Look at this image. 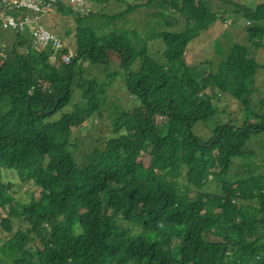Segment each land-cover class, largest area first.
Here are the masks:
<instances>
[{"label":"trees","instance_id":"16d2710c","mask_svg":"<svg viewBox=\"0 0 264 264\" xmlns=\"http://www.w3.org/2000/svg\"><path fill=\"white\" fill-rule=\"evenodd\" d=\"M153 6L162 11L150 16L171 9L183 28L99 34L81 25L95 14L80 17L58 1L54 9L76 22L70 64L50 63L51 50H29L27 34L2 33L11 43L0 48V264H264V113L251 108L258 65L250 52L264 48V2L234 6L245 43L223 53L217 42L221 59L205 76L184 56L224 14L210 0H146L100 17ZM156 40L159 58L149 47ZM109 52L118 70L108 69ZM85 64L102 66L108 81L86 77ZM117 77L137 109L111 105L114 137L77 165L73 131L102 116ZM223 95L242 119H224L202 141L192 129L215 116L214 97ZM253 140L262 164L253 162ZM7 173L38 196L16 201L13 181L2 180ZM14 221L26 227L13 231Z\"/></svg>","mask_w":264,"mask_h":264},{"label":"rangeland","instance_id":"374dc122","mask_svg":"<svg viewBox=\"0 0 264 264\" xmlns=\"http://www.w3.org/2000/svg\"><path fill=\"white\" fill-rule=\"evenodd\" d=\"M1 1V0H0ZM146 0H85V14L79 15L84 17L88 13L95 14L90 18L82 21V26L90 27L95 30L96 33L102 34L106 32H119L123 29H138L141 35L144 36L145 33L149 32L152 27L156 30L168 29L170 31H180L184 26V17L177 13H174L171 9L163 11V18L161 16L154 17L150 16L152 13H160L162 10L156 8V6L150 8H138L135 12L126 15L120 19L110 20L101 15L111 16L118 14L126 9V4L135 5L141 4ZM212 5V10L220 13V18L213 24L208 26L206 30L199 34L198 37L194 38L188 45L184 61L185 64L190 67H196V74L205 76L208 73H212L221 59V55L216 53V43L220 44V49H223V53L228 51L229 46L232 43H245L246 33H245V21L241 16V13L233 14V9L236 4L244 5L247 7H253L257 3H262L264 0H228V2H223L220 0H210ZM69 7L68 5H66ZM70 8V7H69ZM160 21L161 26L156 27L150 22L152 20ZM165 22L171 23V27H167ZM39 23L47 30L51 31L52 34L58 36L62 43L67 47L65 50L74 53V30L76 27V22L73 17L69 14L58 13L55 9L46 16H43ZM9 32L8 30L2 29L0 27V48L8 49L10 41L7 37L3 36L2 33ZM2 34V35H1ZM151 50V55L153 57H158L162 50L160 43L156 41H151L149 43ZM27 49V48H26ZM26 49L24 50L26 52ZM31 49L30 47L28 48ZM251 56L255 59L258 70L255 79V91L251 95V108L258 113H264L263 108L260 107L261 102L264 100V48H251ZM2 53L0 52V57ZM111 58V65H109L110 70H118L119 58L113 52H109ZM225 54L223 55L224 58ZM52 63L51 60H49ZM55 66L57 64H54ZM102 66L100 65H90L85 64L87 71L86 77L91 79H103ZM105 82L108 80L103 79ZM107 106L102 112V116L95 115L92 119L85 122L82 126L83 128H76L73 131L71 137L72 143L77 144L72 146L71 150L73 152V157L77 165H80V157L86 154L92 147H99L103 140H106L110 136V119L108 118L110 113L111 105H114L117 110L122 109L124 111L132 112L137 109L138 104L134 101V97L127 93L124 89L122 79L117 77L114 79L112 84L109 86L106 95ZM214 103L216 107L215 116L210 117L206 121L198 122L194 125L192 131L195 136L200 140L205 141L212 135V130L218 124H221L224 119L230 120L232 123L238 124L242 119L241 111L238 104L228 96L214 97ZM157 122L160 123L161 119L157 118ZM180 130V129H179ZM249 148L256 152L253 162L254 164H262V152L257 155L260 145L258 141H252ZM91 147V148H90ZM104 147V144H102ZM90 148V149H89ZM75 150V154H74ZM76 156V157H75ZM143 161H146L145 157H142ZM2 180H12L13 189L15 190L14 198L21 204L28 203L32 197L38 196L37 189L31 186H20L17 180L12 179V177L7 174H3ZM0 214H4L0 210ZM26 226L24 224H18L16 221L13 223V231L18 228L24 229Z\"/></svg>","mask_w":264,"mask_h":264},{"label":"built area","instance_id":"2783aa9c","mask_svg":"<svg viewBox=\"0 0 264 264\" xmlns=\"http://www.w3.org/2000/svg\"><path fill=\"white\" fill-rule=\"evenodd\" d=\"M58 1L60 0H1L0 27L14 33L27 34L29 47L35 51L51 50L50 60L53 64H70L75 54L65 50L67 47L39 23L43 16L54 10ZM63 1L74 14L79 16L86 13L85 0Z\"/></svg>","mask_w":264,"mask_h":264}]
</instances>
